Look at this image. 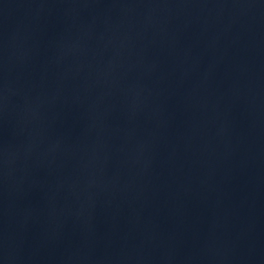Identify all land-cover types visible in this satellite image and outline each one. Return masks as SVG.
<instances>
[{
  "label": "water",
  "instance_id": "1",
  "mask_svg": "<svg viewBox=\"0 0 264 264\" xmlns=\"http://www.w3.org/2000/svg\"><path fill=\"white\" fill-rule=\"evenodd\" d=\"M0 264H264V0H0Z\"/></svg>",
  "mask_w": 264,
  "mask_h": 264
}]
</instances>
